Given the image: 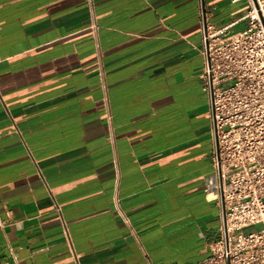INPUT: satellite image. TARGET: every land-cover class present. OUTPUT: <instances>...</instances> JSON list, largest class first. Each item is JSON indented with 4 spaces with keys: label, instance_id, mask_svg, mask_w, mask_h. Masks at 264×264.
Segmentation results:
<instances>
[{
    "label": "crops",
    "instance_id": "0c3cea01",
    "mask_svg": "<svg viewBox=\"0 0 264 264\" xmlns=\"http://www.w3.org/2000/svg\"><path fill=\"white\" fill-rule=\"evenodd\" d=\"M201 50L198 0H0V264L203 263Z\"/></svg>",
    "mask_w": 264,
    "mask_h": 264
},
{
    "label": "built area",
    "instance_id": "2783aa9c",
    "mask_svg": "<svg viewBox=\"0 0 264 264\" xmlns=\"http://www.w3.org/2000/svg\"><path fill=\"white\" fill-rule=\"evenodd\" d=\"M229 1H245L247 10L216 28L198 0L213 142L205 192L220 209L218 237L202 264H264V0ZM242 21L246 27L233 33Z\"/></svg>",
    "mask_w": 264,
    "mask_h": 264
},
{
    "label": "rangeland",
    "instance_id": "374dc122",
    "mask_svg": "<svg viewBox=\"0 0 264 264\" xmlns=\"http://www.w3.org/2000/svg\"><path fill=\"white\" fill-rule=\"evenodd\" d=\"M235 8H236V11H237V13H236V17H237V19L238 18H240L241 16H243L244 14H245V12H246V10H247V5H246V2L245 1H242V2H240V3H237L236 4V6H235ZM240 29L239 30H242V29H244L245 27H246V21H242L241 23H240ZM237 30L238 29H234L232 32L233 33H235V32H237ZM260 229V227H255V228H253V229H251V230H259Z\"/></svg>",
    "mask_w": 264,
    "mask_h": 264
}]
</instances>
